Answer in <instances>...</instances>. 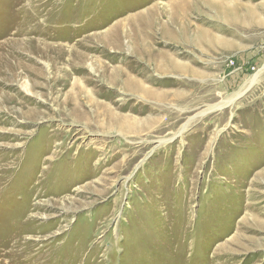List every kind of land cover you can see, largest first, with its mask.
Here are the masks:
<instances>
[{
	"label": "rangeland",
	"instance_id": "1",
	"mask_svg": "<svg viewBox=\"0 0 264 264\" xmlns=\"http://www.w3.org/2000/svg\"><path fill=\"white\" fill-rule=\"evenodd\" d=\"M0 253L264 264V0H0Z\"/></svg>",
	"mask_w": 264,
	"mask_h": 264
},
{
	"label": "bare ground",
	"instance_id": "2",
	"mask_svg": "<svg viewBox=\"0 0 264 264\" xmlns=\"http://www.w3.org/2000/svg\"><path fill=\"white\" fill-rule=\"evenodd\" d=\"M120 76V77H119ZM121 76H124V78H122ZM107 79H109L112 84H118V83H122L125 87H127V90H130L128 88H133V87H137V82L136 80L128 77L127 75H110L107 76ZM108 81V80H107ZM120 85V84H119ZM8 243V242H7ZM12 243V242H11ZM13 246V245H12ZM16 247V246H15ZM2 248V247H1ZM3 250V249H2ZM5 250V249H4ZM7 251V250H6ZM1 254V253H0ZM6 255V253H5ZM8 255V254H7ZM2 258H4V254H1ZM13 256V255H12ZM11 258V257H10ZM9 260V259H8ZM2 260L0 259V264H2L1 262ZM16 261V260H15ZM15 261H11V264H16ZM19 261V260H18Z\"/></svg>",
	"mask_w": 264,
	"mask_h": 264
}]
</instances>
